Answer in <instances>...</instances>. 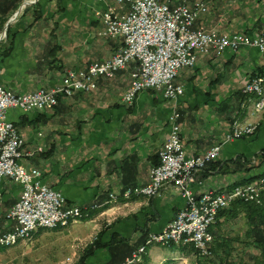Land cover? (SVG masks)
<instances>
[{"label":"crops","instance_id":"1","mask_svg":"<svg viewBox=\"0 0 264 264\" xmlns=\"http://www.w3.org/2000/svg\"><path fill=\"white\" fill-rule=\"evenodd\" d=\"M23 1L28 2L21 5ZM203 1L207 10L194 25L264 35V0ZM107 4L114 10L125 8L113 0H0V22L5 17L0 30L18 9L0 38V83L15 92L49 87L59 83L67 69L109 56L120 39L99 35L101 24L93 13ZM263 65L264 52L249 45L225 48L217 56L207 49L193 66L178 69L174 80L183 89L174 105L184 151L198 153L221 141L217 157L195 172L192 191L229 189L264 172V109L254 111L255 95L240 90ZM128 69L121 68L110 78L99 76L93 90L59 95L50 109H5V118L24 136L18 160L39 169L40 180L66 201L96 204L89 215L64 225L37 228L12 248L40 259L54 252L61 260L65 251L77 249L79 256L81 244L100 232L99 239L105 244L95 247L82 264H115L127 255L128 245L140 243L147 231L160 229L182 205L183 198L171 185L162 186L152 196L125 198L120 194L123 187L147 180L169 129L166 116L172 107V101L155 89L140 90L130 104L121 102ZM233 121L257 126L250 135L223 141ZM37 145L40 150L35 149ZM110 191L115 193L111 200ZM19 192L18 183L1 179L0 232L10 227L4 213ZM261 207L264 213V201ZM255 211L229 203L217 213L210 225L214 258L252 264L248 259L259 254V247L249 232L250 224L264 222V214ZM165 249L148 245L145 259L170 248Z\"/></svg>","mask_w":264,"mask_h":264},{"label":"built area","instance_id":"2","mask_svg":"<svg viewBox=\"0 0 264 264\" xmlns=\"http://www.w3.org/2000/svg\"><path fill=\"white\" fill-rule=\"evenodd\" d=\"M113 1L125 8L114 10L107 4L103 9L95 8L93 11L101 24L98 34L120 39L109 56L92 60L83 67L67 69L60 82L49 87L15 92L0 83V181L7 177L20 185L19 195L6 214L10 227L0 232V241L40 223L71 219L67 218V211H74V216L88 214L94 205H64L63 195L40 180L39 169L26 167L18 160L24 136L13 122L5 118V109H50L59 95L93 90L99 76L109 78L116 70L129 66L128 85L119 96L121 102L130 103L137 91L151 88L171 100L172 107L166 116L169 129L158 149L157 163L149 167V179L143 184L123 187L120 194L123 197L152 195L163 181H172L177 189H184V202L165 225L159 230L148 231L143 242L118 264L140 260L146 245L152 241L192 243L199 249V255L205 254L211 241L209 226L221 208L236 199L262 202L264 172L240 183L238 188H229V194H222V188H209L198 196L188 190L187 183L195 172L217 157L221 141H215L198 153L184 151L179 135V113L174 105L183 87L174 78L179 68L194 65L197 56L208 48L214 55H219L225 48L234 50L251 44L264 52V39L257 34L220 33L201 24L194 25L198 15L206 11L203 1L190 4L185 3L186 0L175 4L166 0ZM241 90L264 94V68L249 77ZM262 106L264 101L255 102L254 111ZM252 130L253 126L248 123L233 121L222 140L236 138ZM35 149L40 150L41 146L37 145ZM108 197L115 198V193L108 192Z\"/></svg>","mask_w":264,"mask_h":264},{"label":"rangeland","instance_id":"3","mask_svg":"<svg viewBox=\"0 0 264 264\" xmlns=\"http://www.w3.org/2000/svg\"><path fill=\"white\" fill-rule=\"evenodd\" d=\"M194 1H203V0H194ZM193 1V2H194ZM177 2H180V0H178ZM176 2V3H177ZM185 3H187V4H190L189 3V0H186V1H184ZM204 3H205V1H203ZM173 4H175V3H173ZM206 4V3H205ZM206 10H207V5H206ZM204 27V26H203ZM206 28V27H205ZM207 28H213V29H215L217 32H220V33H235V32H237V33H242V34H246L244 31H232V32H223V31H218L216 28H214V27H207ZM2 30V29H1ZM0 30V31H1ZM254 34H257V33H254ZM248 35V34H247ZM258 36H260L261 38H263L264 39V35H262V34H257ZM3 37V36H2ZM249 45H251V44H249ZM249 45H241V46H239L237 49H239L240 47H243V46H249ZM255 46V45H254ZM208 49H210V48H208ZM237 49H234V50H237ZM231 50V49H230ZM233 50V49H232ZM213 53V52H212ZM199 56V55H198ZM197 56V57H198ZM215 56H217V55H215ZM196 60H197V58H196ZM195 64V63H194ZM193 66V65H192ZM183 67H191V66H183ZM263 68H264V65L262 66V68L261 69H259V70H257V71H255L253 74H251L250 75V77L252 76V75H255L256 73H258V72H260V71H262L263 70ZM175 79V78H174ZM249 79V78H248ZM246 82V81H245ZM244 82V83H245ZM243 83V84H244ZM242 84V85H243ZM242 85H241V88H242ZM183 87V86H182ZM241 88H240V90H241ZM146 89V88H145ZM151 89V88H150ZM158 91V90H157ZM241 92H242V90H241ZM161 93V95L165 98V99H167L163 94H162V92H160ZM242 93H244V92H242ZM247 94V93H246ZM254 94V93H253ZM257 95H259V96H257ZM257 95H255V102H259L260 101V99H261V97L264 95H262V94H257ZM264 98V97H263ZM263 101H264V99H263ZM262 101V102H263ZM255 102L253 103V110H254V106H255ZM264 109V106H262V107H260L257 111L258 112H261L262 110ZM241 124H247V123H241ZM248 125H251V126H253V130H252V132L251 133H243V134H241L240 136H238V137H242V136H245V135H250V134H252L254 131H255V129H256V124L255 123H253V122H249L248 123ZM40 172V171H39ZM263 173V172H262ZM258 176V175H257ZM256 176V177H257ZM194 177V176H193ZM149 179V176H148V178H147V180ZM146 180V181H147ZM145 181V182H146ZM193 181V178H192V180L191 181H189L188 183H187V186H188V190H191V188H190V183ZM144 182V183H145ZM143 184V183H142ZM48 185V184H47ZM165 185H171L178 193H179V195L183 198V202H184V195H183V193H184V189L182 188L181 190L180 189H177L176 188V185H174L173 184V182L172 181H163L160 185H159V187L157 188V190H156V192L154 193V194H152V195H155L156 193H158V191L160 190V188L162 187V186H165ZM49 186V185H48ZM51 187V186H50ZM126 187V186H125ZM52 188V187H51ZM52 189H54V188H52ZM54 190H56V189H54ZM204 190H206V189H204ZM204 190H201V191H198V192H194V191H192L191 190V192L194 194V195H196V196H198L202 191H204ZM56 191H58V190H56ZM152 195H146V196H152ZM195 196V197H196ZM130 197V196H129ZM125 198H127V197H125ZM263 201H264V194L262 195V202L261 203H256V204H260V205H262L263 204ZM64 205H69V204H74L75 202H68V201H66L65 199H64ZM230 203H232V201L230 202ZM183 204V203H182ZM229 204V203H228ZM227 204V205H228ZM237 204V203H236ZM226 205V206H227ZM225 206V207H226ZM239 206V205H238ZM92 208H95V207H92ZM224 208V207H223ZM8 209H9V207L7 208V210H6V212L4 213V218L5 219H7L8 221L10 220V219H8L6 216V214H7V212H8ZM178 209V208H177ZM176 209V210H177ZM222 209V208H221ZM220 209V210H221ZM90 211L91 210H93V209H89ZM175 210V211H176ZM219 210V211H220ZM89 211V212H90ZM218 211V212H219ZM217 212V213H218ZM175 213V212H174ZM173 213V214H174ZM87 215H89V213L87 214ZM86 215V216H87ZM216 216H217V214H216ZM216 216H215V219H216ZM76 216H69L68 218H71V219H67V220H65V221H73V220H76V219H80V217L79 216H77L76 218H75ZM172 218V217H171ZM170 218V219H171ZM169 219V220H170ZM168 220V221H169ZM167 221V222H168ZM215 221V220H214ZM66 222V223H67ZM166 222V223H167ZM65 222L63 223V224H66ZM165 223V224H166ZM11 224V223H10ZM62 223H58V225H63ZM164 224V225H165ZM211 225V224H210ZM10 226V225H9ZM41 227H45V226H42V225H35V226H33V228L28 232V235H24V236H16L15 237V240H14V238H11V239H9V240H5L4 242H1L0 243V249L1 248H3L2 250H0V264H78V258H79V256H76L77 255V249H75L74 251L72 250V251H65V253L67 254L66 256H65V254L63 255L64 257L60 260V258H57V257H55L56 255H54V252H52V256H50V258H48V257H46V258H42V259H40V258H36V257H32V256H29V255H25V253H24V251H23V249H17V248H12L11 247V245H13L14 243H16L18 240H23V239H29V237L31 236V234H32V232L35 230V229H37V228H41ZM53 227V226H52ZM210 227L211 226H209V231H210ZM159 230V229H158ZM151 231H156V230H151ZM2 232V231H1ZM148 232V231H147ZM146 232V233H147ZM210 234H211V241H210V243L208 244V248H207V252H205V254H202V255H199V249H197V247H195V245L194 244H192V243H182L181 245H180V243H168V244H164V243H152L151 245H155V246H157V247H164V250H166L165 249V247H167V248H170L169 250H167V251H164V252H160V253H156V254H153L152 256H148V259L146 260L145 259V249H146V247H145V249H144V251L141 253V255H140V260H138L137 262H131V263H129V264H220V263H222V264H231V259H226L227 260V262H224V259H222V258H217V257H215L214 258V255L212 254V248H211V243H212V241H213V234H212V232L210 231ZM30 235V236H29ZM96 236V235H95ZM22 237V238H21ZM19 238V239H18ZM93 240V239H92ZM91 240V241H92ZM15 241V242H14ZM90 241V242H91ZM89 242V243H90ZM88 242L87 243H85V244H81V246H82V251H83V249L89 244ZM138 244H140V243H138ZM137 244V245H138ZM183 244H190L191 246H192V248L190 247V246H188V245H183ZM148 245H150V244H148ZM148 245H146V246H148ZM9 246V247H8ZM170 246V247H169ZM172 246H174V247H172ZM135 249V248H134ZM133 249V250H134ZM82 251H81V253H82ZM194 253H193V252ZM76 252V253H75ZM127 256H130V255H126V256H124L123 257V259L125 258V257H127ZM261 253L259 252V254L258 255H253V256H251V257H249V259H248V261L250 262V260L252 261V264H263V261H262V259H261ZM122 259V260H123ZM121 260V261H122ZM246 260H247V258H246ZM120 262V261H119ZM118 262V263H119ZM118 263H115V264H118Z\"/></svg>","mask_w":264,"mask_h":264},{"label":"trees","instance_id":"4","mask_svg":"<svg viewBox=\"0 0 264 264\" xmlns=\"http://www.w3.org/2000/svg\"><path fill=\"white\" fill-rule=\"evenodd\" d=\"M16 1H18V0H16ZM1 19L2 20H1L0 24L5 20V17H2ZM232 203L240 204V206L244 207L245 209L251 208L253 211L257 210L255 212H257L259 214H261V213L264 214L263 208L261 207L260 204H256V203L251 202V201H243L241 199L233 200ZM85 216L86 215H81L80 218H83ZM249 232L253 236V240H254L255 244L259 247V252L261 253V256H262L261 259L263 261L264 260V222L261 220V223L259 225H257L256 222L251 221ZM99 235H100V232H98L96 234V236L93 238V240L83 249L82 253L79 255V258H78V264H82L84 261V258L88 254H90L95 247L105 244L104 242L100 241ZM144 237H143V240H144ZM143 240L140 243H142ZM138 243L139 242L135 241L132 244L128 245L126 254L129 255L131 253V251L137 246ZM165 244H168V243H165ZM183 245H188L192 248V246L190 244H183ZM122 259L118 260L116 263H118Z\"/></svg>","mask_w":264,"mask_h":264},{"label":"bare ground","instance_id":"5","mask_svg":"<svg viewBox=\"0 0 264 264\" xmlns=\"http://www.w3.org/2000/svg\"><path fill=\"white\" fill-rule=\"evenodd\" d=\"M4 35V34H3ZM121 69V68H120ZM119 70V69H118ZM117 71V70H116ZM115 71V72H116ZM115 72L113 73V75L115 74ZM110 78V77H109ZM178 83V82H177ZM180 84V83H179ZM96 87V86H95ZM146 89H150V88H146ZM141 90H143V89H141ZM77 91H83V92H86V91H89V90H77ZM140 91V90H139ZM139 91H137V92H139ZM136 92V93H137ZM136 93L134 94V95H136ZM254 95H256V94H254ZM135 97V96H134ZM134 99V98H133ZM132 99V100H133ZM263 96L261 97V99H260V101L259 102H262L263 101ZM132 102V101H131ZM130 102V103H131ZM57 103V102H56ZM123 103H125V102H123ZM130 103H126V104H130ZM52 108V107H51ZM240 185H234V186H232L231 188H238ZM230 188V187H229ZM222 194H229V189H225V190H222ZM110 200H111V198H109ZM113 199V198H112ZM92 207H96V204H94ZM90 209V208H89ZM74 215V211H67V218L69 217V216H73ZM81 215H87V214H81ZM77 217V216H76ZM75 217V218H76ZM80 217V216H79ZM65 220H67V219H65ZM66 223L67 221H50V222H44V223H40L39 225H42V226H45V227H52V226H55V225H57L58 223ZM64 225V224H63ZM8 230V229H7ZM31 229H23L21 232H19V234H15V235H9V236H7V237H4L3 238V240H1L0 241V243L1 242H4L6 239L7 240H9V239H11V238H14V240H15V237L16 236H24V235H28V232L30 231ZM6 231V230H5ZM30 236V235H29ZM22 238V237H21ZM19 239V238H18ZM15 242V241H14ZM152 243H180V242H161V241H152L151 243H150V245L152 244ZM182 243H180V245H181ZM196 247V246H195Z\"/></svg>","mask_w":264,"mask_h":264},{"label":"water","instance_id":"6","mask_svg":"<svg viewBox=\"0 0 264 264\" xmlns=\"http://www.w3.org/2000/svg\"><path fill=\"white\" fill-rule=\"evenodd\" d=\"M26 2H28V1H23L21 5H23V4L26 3ZM21 5H20V6H21ZM17 11H18V9L15 10V11L13 12V14H12L11 16H9V18L4 22V24H3V28H2V30L0 31V38H1V37L3 36V34H4V29H5V26H6L7 22L9 21L10 18H12V17L17 13Z\"/></svg>","mask_w":264,"mask_h":264}]
</instances>
